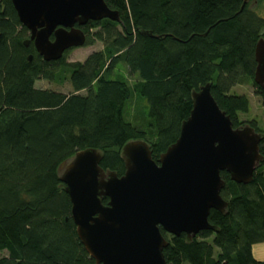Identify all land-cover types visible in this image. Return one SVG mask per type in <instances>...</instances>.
I'll list each match as a JSON object with an SVG mask.
<instances>
[{
  "label": "trees",
  "instance_id": "obj_1",
  "mask_svg": "<svg viewBox=\"0 0 264 264\" xmlns=\"http://www.w3.org/2000/svg\"><path fill=\"white\" fill-rule=\"evenodd\" d=\"M118 21H89L81 27L86 44H103L84 62L44 61L10 0H0V264H94L70 217L71 204L59 167L82 149L100 151L105 172L124 173L121 149L143 140L157 161L176 141L192 108L191 93L205 84L234 128L246 112L245 96L230 89L253 81L254 48L264 38V19L244 0H104ZM243 4V6H242ZM91 30H94L92 33ZM31 55V60L28 57ZM123 62L138 81L130 87L109 74ZM70 70L72 92L34 87ZM80 91H85L80 94ZM132 92L145 99L151 139L125 120ZM254 127V123H249ZM262 160L251 182L240 184L220 173L223 213L211 209L204 230L187 240L166 238L167 264H264L253 246L264 242V133ZM107 198H102L104 204ZM217 249V252L215 251Z\"/></svg>",
  "mask_w": 264,
  "mask_h": 264
},
{
  "label": "water",
  "instance_id": "obj_2",
  "mask_svg": "<svg viewBox=\"0 0 264 264\" xmlns=\"http://www.w3.org/2000/svg\"><path fill=\"white\" fill-rule=\"evenodd\" d=\"M10 1L29 32L23 44L32 43L44 61L59 60L67 49L84 45L81 27L87 22L119 20L104 0ZM254 60L253 81L264 91L263 37L255 44ZM191 100L178 138L157 161L138 139L121 149L125 170L120 176L101 168L102 155L94 148L79 150L60 165L71 220L94 264H167L162 251L168 241L161 230L172 236L184 233L187 240L215 230L208 214L211 209L223 213L227 206L220 173L236 183L251 182L262 160V134L250 125L234 128L209 83L193 91Z\"/></svg>",
  "mask_w": 264,
  "mask_h": 264
},
{
  "label": "rangeland",
  "instance_id": "obj_3",
  "mask_svg": "<svg viewBox=\"0 0 264 264\" xmlns=\"http://www.w3.org/2000/svg\"><path fill=\"white\" fill-rule=\"evenodd\" d=\"M247 9L253 11L257 16L264 19V0H247ZM94 30H91L92 33ZM29 37V32L27 33ZM93 52H103L106 54V50L103 44L99 41L93 42L91 45H87L86 42L82 46L71 47L64 51L63 60L65 63L79 62L82 63L85 59ZM61 56V57H62ZM70 70L67 67L60 68L55 78L52 81L39 79L34 83V87L42 89H51L54 91H59L64 94H69L72 92V88L69 83ZM109 77L123 78L127 84L132 87L137 81V75H130L127 71L126 66L123 62H119L116 67L109 74ZM80 94H84L85 91H80ZM230 94L245 96L248 101V108L246 112H236V122L240 127L244 125H249V123H254L256 132L264 133V100L262 96L257 92V88L251 82V80H245L242 84L235 85L230 89ZM147 104L144 98L138 96L132 92L130 99L128 100L125 107V120L130 122L134 126L142 127L148 138L151 139L152 131L149 130V121L146 116ZM259 165L257 166V168ZM256 168V169H257ZM255 169V171H256ZM264 170V168H262ZM63 169H59V175H61ZM166 238H170L169 234H165ZM262 247V248H260ZM255 252L264 254V242L257 243L253 246ZM217 252V249H215ZM6 251L0 253V257L6 256ZM183 264H188L184 262Z\"/></svg>",
  "mask_w": 264,
  "mask_h": 264
},
{
  "label": "crops",
  "instance_id": "obj_4",
  "mask_svg": "<svg viewBox=\"0 0 264 264\" xmlns=\"http://www.w3.org/2000/svg\"><path fill=\"white\" fill-rule=\"evenodd\" d=\"M260 248H262V247H260ZM253 254H254V257L256 259L264 261V254H260L259 252H255L254 249H253Z\"/></svg>",
  "mask_w": 264,
  "mask_h": 264
},
{
  "label": "flooded vegetation",
  "instance_id": "obj_5",
  "mask_svg": "<svg viewBox=\"0 0 264 264\" xmlns=\"http://www.w3.org/2000/svg\"><path fill=\"white\" fill-rule=\"evenodd\" d=\"M87 23H88V22H87ZM87 23H86V24H87ZM86 24H85V25H86ZM85 25H84V26H85ZM82 27H83V26H82ZM85 34H86V33H85Z\"/></svg>",
  "mask_w": 264,
  "mask_h": 264
}]
</instances>
